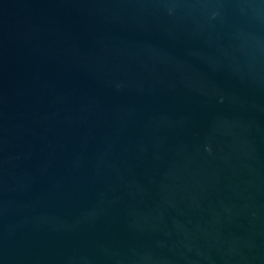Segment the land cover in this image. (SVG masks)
<instances>
[{"label": "water", "instance_id": "water-1", "mask_svg": "<svg viewBox=\"0 0 264 264\" xmlns=\"http://www.w3.org/2000/svg\"><path fill=\"white\" fill-rule=\"evenodd\" d=\"M0 264H264V0H0Z\"/></svg>", "mask_w": 264, "mask_h": 264}]
</instances>
